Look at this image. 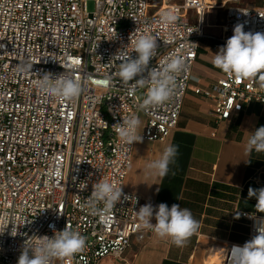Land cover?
I'll list each match as a JSON object with an SVG mask.
<instances>
[{
    "label": "built area",
    "instance_id": "2783aa9c",
    "mask_svg": "<svg viewBox=\"0 0 264 264\" xmlns=\"http://www.w3.org/2000/svg\"><path fill=\"white\" fill-rule=\"evenodd\" d=\"M87 1L0 0V219L10 222L0 234V264H17L27 240L52 237L53 228L62 231L67 224L86 238V247L53 264L124 261L133 239L144 240L153 231L140 227L136 216L149 202L124 187L135 142L123 143L113 125L143 114V137L165 140L179 123L200 38L226 45L237 24L245 32L264 33V8L238 5L240 0H226L233 5L219 36L206 31L210 0H94L93 11ZM170 9L178 15L174 29L159 22ZM145 31L158 44L149 69L160 68L171 55L183 56L187 66L172 99L148 110L141 108L146 87L133 92L122 84L116 76L120 58H113L123 49L136 58L132 40ZM29 62L31 72L18 70ZM47 72L78 78L80 96L60 101L39 90L34 81ZM193 90L212 101L219 120L230 119L245 103H264L256 78L237 81L224 73L214 84ZM105 177L122 186L127 198L102 219L90 214L87 204L93 184ZM241 214L250 235H257L264 216Z\"/></svg>",
    "mask_w": 264,
    "mask_h": 264
},
{
    "label": "crops",
    "instance_id": "0c3cea01",
    "mask_svg": "<svg viewBox=\"0 0 264 264\" xmlns=\"http://www.w3.org/2000/svg\"><path fill=\"white\" fill-rule=\"evenodd\" d=\"M210 1L206 31L219 36L227 7L233 3ZM238 5L264 8V0H240ZM190 16L195 22L193 12ZM204 38L209 45L199 46L193 66L195 81L190 83L185 95L177 127L163 141H148L143 137L146 118L141 114L142 140L135 142L124 184L127 190L138 193L154 207L166 203L169 208L173 204L188 208L201 228L182 248L154 232L144 240L134 238L120 264H216L215 260L222 264L225 258V264H231L232 247L243 246L255 236L250 235L249 222L241 212L264 216L255 210L256 198L248 197L250 187L264 188V153L246 152L249 137L264 126V103H245L241 111L227 120L216 117L212 101L196 94L193 88L210 86L223 76L212 59L225 44ZM255 78L259 81L258 76ZM170 144L178 146V156L176 163L170 165L169 174L162 180L147 177L145 165L159 158ZM110 260L114 264V259L110 257Z\"/></svg>",
    "mask_w": 264,
    "mask_h": 264
},
{
    "label": "clouds",
    "instance_id": "9594fccd",
    "mask_svg": "<svg viewBox=\"0 0 264 264\" xmlns=\"http://www.w3.org/2000/svg\"><path fill=\"white\" fill-rule=\"evenodd\" d=\"M177 21L178 15L174 10H166L160 14L159 22L165 28L174 29ZM157 48V40L145 31L132 40V52L137 54L136 58H132V53L129 54L124 49L113 57L120 58L116 76L122 84L130 85V91L133 92L136 88L146 87L141 105L143 110L162 105L172 99L177 88V79L187 67L183 56L171 55L161 61L160 68L149 69V62L157 55ZM212 64L228 76H234L237 81L251 80L258 76L260 87L264 88V33L245 32L243 24L235 25L234 34L227 39L226 45L221 46L214 54ZM32 66L30 62L24 63L18 66V70L31 72ZM38 77L34 81L35 86L57 100L71 101L82 92L81 81L74 78L71 73L64 72L53 76L47 72ZM110 80L109 76L104 83L108 84ZM140 124L138 116L131 115L122 118V123H116L113 127L123 143L132 145L133 142L142 140ZM253 151L264 153V126L257 128L248 139L246 152L251 154ZM177 156L178 146L168 145L159 158L145 165V175L162 180L169 174L170 165L176 163ZM248 197H255L257 200L255 210L264 213V188L254 190L250 187ZM126 198L122 186L105 177L93 184L87 207L90 214L105 219L110 211ZM99 205H103V208L98 207ZM239 215L237 212L236 218H239ZM136 216L140 227L153 231L157 237L167 239L180 248L184 247L201 228L200 222L193 217L191 210L181 208L177 204L169 208L166 203H160L155 207L147 203L136 211ZM153 218L155 223H152ZM9 223L0 219V234ZM14 228L11 233L13 236L16 235L13 234ZM53 231L52 237L34 236V240H27L17 264H53V261H65L84 251L86 238L71 225L67 224L62 231H55L53 228ZM257 233L243 246L232 247L231 264H264V220L257 228Z\"/></svg>",
    "mask_w": 264,
    "mask_h": 264
},
{
    "label": "rangeland",
    "instance_id": "374dc122",
    "mask_svg": "<svg viewBox=\"0 0 264 264\" xmlns=\"http://www.w3.org/2000/svg\"><path fill=\"white\" fill-rule=\"evenodd\" d=\"M94 8H95V1L94 0H88L87 1V10L93 11ZM199 43L203 47H208V45H209L208 40L206 38H200ZM193 73H194V71H193ZM194 81H195L194 79H191L190 83L194 82ZM226 260L227 259L225 258V260L222 264H225ZM111 262H112V260H110V257H106L101 264H111ZM215 262H216V264H218V261L215 260Z\"/></svg>",
    "mask_w": 264,
    "mask_h": 264
}]
</instances>
